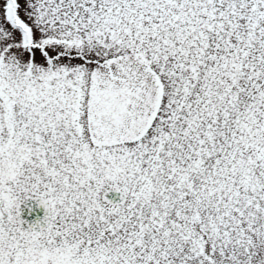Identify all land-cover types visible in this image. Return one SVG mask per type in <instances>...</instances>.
I'll return each mask as SVG.
<instances>
[{
  "label": "snow or ice",
  "instance_id": "obj_1",
  "mask_svg": "<svg viewBox=\"0 0 264 264\" xmlns=\"http://www.w3.org/2000/svg\"><path fill=\"white\" fill-rule=\"evenodd\" d=\"M0 264H264V0H0Z\"/></svg>",
  "mask_w": 264,
  "mask_h": 264
},
{
  "label": "water",
  "instance_id": "obj_2",
  "mask_svg": "<svg viewBox=\"0 0 264 264\" xmlns=\"http://www.w3.org/2000/svg\"><path fill=\"white\" fill-rule=\"evenodd\" d=\"M109 198L118 201L119 194L110 193ZM44 215L45 211L43 207H38L34 201H29L26 206L22 205L21 219L25 221L23 227L27 228L29 225L42 222Z\"/></svg>",
  "mask_w": 264,
  "mask_h": 264
}]
</instances>
